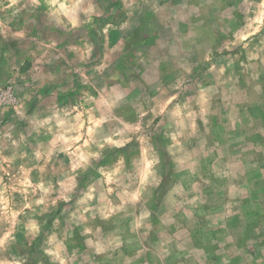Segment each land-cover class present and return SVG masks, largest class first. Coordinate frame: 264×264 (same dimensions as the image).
Listing matches in <instances>:
<instances>
[{
    "label": "rangeland",
    "instance_id": "374dc122",
    "mask_svg": "<svg viewBox=\"0 0 264 264\" xmlns=\"http://www.w3.org/2000/svg\"><path fill=\"white\" fill-rule=\"evenodd\" d=\"M192 1L0 0V39L64 43L76 77L33 116L0 81V264H130L136 237L160 264H264V0Z\"/></svg>",
    "mask_w": 264,
    "mask_h": 264
},
{
    "label": "crops",
    "instance_id": "0c3cea01",
    "mask_svg": "<svg viewBox=\"0 0 264 264\" xmlns=\"http://www.w3.org/2000/svg\"><path fill=\"white\" fill-rule=\"evenodd\" d=\"M201 1H204L202 2L203 4H209L211 1H214V0H193L191 4L193 3L199 6V4H202ZM219 3L220 2L218 1V4ZM40 9H42L43 11V6H41ZM58 9L59 8L57 7L56 10ZM91 10H92V15L97 16L98 11L96 10L95 7L88 9L89 11L88 16L86 14L84 15L83 11L80 8H71L70 10H67L65 12L63 10L59 13L61 17L58 18L57 27L62 29L63 32L69 30V28H72L73 25L75 24L78 25L79 23L81 24L87 23L88 27H90V24H92V22L93 24L96 23L95 19L90 15ZM80 12L82 14H80ZM19 13L25 14L26 11L23 10ZM76 13H77V16L73 17ZM69 15H72V16H69ZM82 15L84 17H82ZM8 20H11V17ZM199 20H200L199 22H201L202 24V28H200L201 30H204V31L212 30L214 34L218 36V33L220 32V26H218L217 29H213L211 26H209L208 21L205 20L203 16H200ZM44 23L47 24L48 23L47 20H44ZM11 26H12V29L8 28L11 32H14L15 30H17L18 35H20L19 37H22V35H26V36H24L25 37L24 39L21 38L22 40H19L16 38V36H13L17 34L11 33L9 31L8 38L6 41H3L4 38L0 39V81L6 80V79L14 80V82H16L15 84L17 85L18 94L22 95L24 98H26L27 95L31 94L32 92L31 89H35L34 96L36 99V104L38 105L35 107V109H33L34 111L32 112V116L37 115L38 113H36V110H42V109L48 110L49 108H47L46 106L47 102L50 100L53 101L56 98V94H57L56 91H58L59 88L62 89V87H64L65 85L67 89H69L70 82H73L71 80H76L75 79L76 77L75 75H73V73H67L63 69V68H66L67 60L65 58L66 51L64 49L63 54H62L61 48L62 47L65 48L66 44L62 43V45L58 49L54 47L55 44L40 46V44L36 43L37 45L35 44L34 46L33 42L32 43L26 42L27 40L26 37L28 36L27 34L28 32H25L24 34L21 33V30L27 31V28L25 29L24 23H20V21L17 20V22L14 23V25L11 24ZM190 26H193V21L188 22L187 24H184V25H180V27L178 28L179 30H183V33H184L183 37L186 39L188 38V34L190 30L189 28H191ZM214 41L216 42H214L212 49H215L220 44V40H218L217 38H215ZM88 45L91 46L90 44ZM34 55L41 56V58L40 57L34 58L33 57ZM76 56L81 57V55L79 56V54H76ZM87 56L88 55H86V57ZM188 56H189L188 61L191 63L193 59H191L190 55ZM90 58L91 57L88 56L87 62L90 61ZM102 58L103 56L102 57L100 56L98 61L94 62L95 65L93 66H96L98 63H99L98 66L101 65ZM149 58L152 60L154 59V56L152 58L151 57ZM74 62L80 65L81 63L80 58H78ZM156 62H157L156 67H152L154 76L156 80H158V82L164 84V82L169 83L176 78L175 73L172 70V67L176 66V65L174 66V64L179 63V62H187V61H184L181 57V54L178 51H175V53L171 54L170 57H168L167 59H164L162 63L158 60H156ZM163 65H164V68L162 69ZM106 76L108 77L109 74L106 73ZM24 83L28 84V87L24 86ZM107 87L112 88L110 86H107ZM53 88H56L55 89L56 91L54 90L55 92L53 91ZM34 92L32 94H34ZM60 92L64 93V91L62 90ZM76 95L77 94L75 93V96ZM78 102L79 101L74 102L73 108L71 109L73 112L75 111L79 113L81 112L80 102L79 103ZM51 106L53 105L51 104ZM120 107H121V104L118 105L114 110L116 111L118 109H121L122 107L121 108ZM25 110H29L28 102H27V106H25ZM61 114L62 113L58 115H61ZM77 117H78L77 114L73 115V118L76 122H77ZM152 221L154 223L156 222L155 219L153 220V218H152ZM149 233L153 234L156 237V230H153ZM131 238H134V236H127V240H131ZM158 238L159 236L157 237V240ZM129 243H131V241ZM140 246L141 244L137 237L132 240V244H127V242L124 243V253H123L125 254L124 256L127 255L129 258H132L135 256L134 254H136V252L138 251V256L135 257L134 260L130 262V264H160L153 253L150 255V252H145V253H142L143 256H141L139 254L141 251ZM204 250L206 251L205 248Z\"/></svg>",
    "mask_w": 264,
    "mask_h": 264
}]
</instances>
